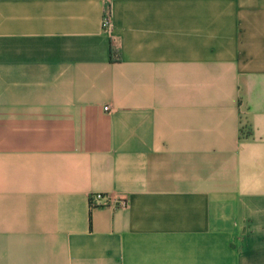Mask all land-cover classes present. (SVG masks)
<instances>
[{"label": "crops", "instance_id": "crops-1", "mask_svg": "<svg viewBox=\"0 0 264 264\" xmlns=\"http://www.w3.org/2000/svg\"><path fill=\"white\" fill-rule=\"evenodd\" d=\"M0 264H264V0H0Z\"/></svg>", "mask_w": 264, "mask_h": 264}, {"label": "built area", "instance_id": "built-area-1", "mask_svg": "<svg viewBox=\"0 0 264 264\" xmlns=\"http://www.w3.org/2000/svg\"><path fill=\"white\" fill-rule=\"evenodd\" d=\"M101 25H102V29L108 32L110 31L111 24H110V14L108 10H105L104 13L102 14ZM107 108L108 106H104V109H107ZM103 198H105V195L97 193V194L90 196V202L92 204L94 201H99L100 199H103ZM108 200L111 201L112 204H116L118 206L125 205V201L122 199L115 200V199L108 198Z\"/></svg>", "mask_w": 264, "mask_h": 264}, {"label": "trees", "instance_id": "trees-1", "mask_svg": "<svg viewBox=\"0 0 264 264\" xmlns=\"http://www.w3.org/2000/svg\"><path fill=\"white\" fill-rule=\"evenodd\" d=\"M90 200V199H89ZM90 204H91V202H90Z\"/></svg>", "mask_w": 264, "mask_h": 264}]
</instances>
